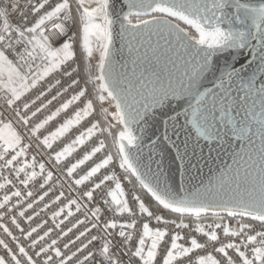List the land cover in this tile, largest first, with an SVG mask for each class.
Returning a JSON list of instances; mask_svg holds the SVG:
<instances>
[{
    "label": "snow or ice",
    "instance_id": "obj_1",
    "mask_svg": "<svg viewBox=\"0 0 264 264\" xmlns=\"http://www.w3.org/2000/svg\"><path fill=\"white\" fill-rule=\"evenodd\" d=\"M115 2L0 0V264H264V120L196 183L264 115V0Z\"/></svg>",
    "mask_w": 264,
    "mask_h": 264
},
{
    "label": "water",
    "instance_id": "obj_2",
    "mask_svg": "<svg viewBox=\"0 0 264 264\" xmlns=\"http://www.w3.org/2000/svg\"><path fill=\"white\" fill-rule=\"evenodd\" d=\"M241 2H244V0H241ZM253 3H257L258 0H251ZM121 7V2L120 0H116L114 4V8L116 11H119ZM231 12L234 13L235 9H231ZM183 27V25H181ZM119 25H116V28L118 30ZM255 43V41H253ZM121 41L119 40V37L116 38L114 42V50L120 48ZM124 57L127 56V50L125 49ZM114 59L117 61H120L121 63L123 62V58L121 57V54L119 52H116ZM238 66V65H237ZM131 69V65H129V70ZM211 85H209L210 87ZM243 94L241 93V96ZM235 115V113H233ZM246 118L247 124L251 127V140L249 141L248 139H238L236 137H230V143L231 146L229 147L226 143L223 141H215L213 142V152L212 156L215 158V161L213 164L210 165L211 171H209V166H205L203 168V173L200 174L197 177L196 183L199 184L200 180H203L205 184L208 183L209 179L212 178L214 179L221 170L225 169V165H231L232 164V155L233 153H241L242 155L249 152L250 150L255 152L256 149L260 147V137L257 133L258 129L261 127V121L264 120V115H262L261 112V107H260V102L259 99L257 98L255 100V103H253V99L250 97L247 101V103L244 105V107L240 110V115L236 117L237 120H242ZM162 120L163 117H160ZM160 131H163V126L158 125L157 126ZM175 139V137H173ZM180 139H183V136L180 137ZM147 143V141H145ZM207 142L201 141V144H206ZM223 144L224 147L221 148L220 145ZM135 152V149L132 150ZM146 151V150H145ZM209 149L208 147L204 148V153L207 155ZM217 151H219V157H217ZM246 158V156H245ZM173 177L175 179L176 184H179L181 182V176L179 174V171L173 172ZM211 213H202L201 215H210ZM187 215V214H186Z\"/></svg>",
    "mask_w": 264,
    "mask_h": 264
},
{
    "label": "built area",
    "instance_id": "obj_3",
    "mask_svg": "<svg viewBox=\"0 0 264 264\" xmlns=\"http://www.w3.org/2000/svg\"><path fill=\"white\" fill-rule=\"evenodd\" d=\"M63 118H64V116H63V114H62L61 117H58V118H57V121H56V122H50V125H51V127H52V130H54L55 127L58 126V122H59L60 120H62ZM82 123H83V121H82ZM76 127H79V126H76ZM59 142H60V141H57L56 143L58 144ZM109 143H111V141H109ZM112 150L115 151L114 148H113ZM77 151L79 152L80 149L78 148ZM119 172H122V170H118V171H117V174H118V175H119ZM123 187L125 188V191H128V190L131 188V185H129V184H127V183H124V184H123ZM3 194H4V190H0V197H2ZM12 203H15V200H13ZM41 206H42V205H41ZM37 210H39V209H37ZM73 211H75V210L73 209ZM80 218L83 219V216H81ZM39 219H40L41 221L44 220V219H47V220L49 221V224H51V210L47 211L46 213H42V214H41V217H40ZM213 219H214V217L212 216V214H210V215H201V220H199V221H196L195 218H193L194 222H193L192 227L194 228L196 223H203V224L206 225V224H208V223H211ZM186 222H187V221H186ZM0 223H6V224H9V226H10V219H9V217L6 216L4 220L0 221ZM233 224H234V222H233ZM154 225H155V222L153 221V226H154ZM22 226H25V225H22ZM33 226H35V223L33 224ZM10 227H11V226H10ZM205 230L207 231V228H205ZM55 231H57V230H54V232H53V237L55 236ZM187 231H189V230H187V229L182 230V234H183L184 232H187ZM14 234L17 235V236L20 235L18 231H15ZM41 234H42V233H41ZM0 238H5V234L3 233L2 229H0ZM222 238H223V237H222ZM9 239H10V238H9ZM198 239H199L201 242H203L206 238L203 237L202 235L198 234ZM209 250H210V249H209ZM2 253H3V249L0 248V254H2Z\"/></svg>",
    "mask_w": 264,
    "mask_h": 264
}]
</instances>
